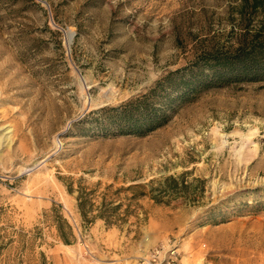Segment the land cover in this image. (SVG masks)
<instances>
[{"label":"rangeland","instance_id":"374dc122","mask_svg":"<svg viewBox=\"0 0 264 264\" xmlns=\"http://www.w3.org/2000/svg\"><path fill=\"white\" fill-rule=\"evenodd\" d=\"M251 1L0 0V229L37 233L30 264H138L166 243L178 264H264V81L200 90L143 137L90 119L232 51L264 17ZM103 201L120 204L112 224L92 219Z\"/></svg>","mask_w":264,"mask_h":264},{"label":"trees","instance_id":"16d2710c","mask_svg":"<svg viewBox=\"0 0 264 264\" xmlns=\"http://www.w3.org/2000/svg\"><path fill=\"white\" fill-rule=\"evenodd\" d=\"M260 0H252L257 6ZM264 81V17L259 29L249 31L232 51L217 50L206 52L184 68L169 72L160 77L146 92L136 95L117 107H104L90 115L91 121L102 134L135 135L143 137L164 126L174 113L176 106L191 96L208 87L221 86L237 82ZM175 182V179L168 178ZM70 192V190H69ZM88 194H91L88 193ZM156 203H162L163 196L152 195ZM93 208L79 191L77 207L86 222L87 207ZM120 204L101 202L97 206V214L92 219H102L107 224L112 216H116ZM45 221L53 225L58 238L69 245L75 241L71 225L60 214L59 208H53ZM27 233L14 231L6 234L0 229V258L4 251L14 250V260L7 264H30L34 238ZM39 264H47L43 253H39Z\"/></svg>","mask_w":264,"mask_h":264},{"label":"built area","instance_id":"2783aa9c","mask_svg":"<svg viewBox=\"0 0 264 264\" xmlns=\"http://www.w3.org/2000/svg\"><path fill=\"white\" fill-rule=\"evenodd\" d=\"M179 251L173 244H161L140 257L138 264H178Z\"/></svg>","mask_w":264,"mask_h":264},{"label":"bare ground","instance_id":"6f19581e","mask_svg":"<svg viewBox=\"0 0 264 264\" xmlns=\"http://www.w3.org/2000/svg\"><path fill=\"white\" fill-rule=\"evenodd\" d=\"M2 140H7V137L4 136V134H0V145L2 143ZM148 239V238H147ZM144 246H148V241H144ZM185 262V261H184Z\"/></svg>","mask_w":264,"mask_h":264}]
</instances>
